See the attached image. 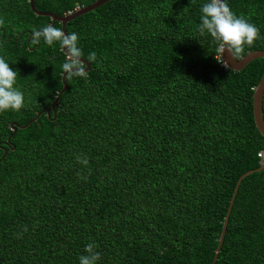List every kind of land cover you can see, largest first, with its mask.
<instances>
[{"label": "trees", "instance_id": "16d2710c", "mask_svg": "<svg viewBox=\"0 0 264 264\" xmlns=\"http://www.w3.org/2000/svg\"><path fill=\"white\" fill-rule=\"evenodd\" d=\"M93 1L33 5L62 16ZM207 2L108 0L66 22L97 60L87 79L64 76L51 109L66 56L30 43L50 18L0 0V57L25 102L0 113V264H79L89 243L98 264H212L235 182L264 151L251 111L264 62L216 61L198 32ZM226 3L260 31L244 54L264 50V0ZM213 264H264V169L240 180Z\"/></svg>", "mask_w": 264, "mask_h": 264}, {"label": "clouds", "instance_id": "9594fccd", "mask_svg": "<svg viewBox=\"0 0 264 264\" xmlns=\"http://www.w3.org/2000/svg\"><path fill=\"white\" fill-rule=\"evenodd\" d=\"M200 24L198 32L201 36L205 33L210 35L213 42L216 43L215 59L225 68H231L228 63L222 59V54L227 51L230 57L238 61L243 58L245 46L251 47L254 42L260 38V31L254 25L248 22L243 16H237L232 12L226 3V0H208L201 7ZM4 25V20L0 18V27ZM43 39L44 43L52 46L59 43L60 49L66 56V61L62 64V70L66 79L73 77L88 78L87 65L97 60V54L90 52L87 57V65L83 59V51L78 47V34L72 32L65 34L60 28L51 24L42 27L40 30L33 29L30 43L38 45ZM17 79V71L10 68L9 63L3 57H0V113L11 110L19 111L25 106L24 94L18 88L14 87ZM77 162L84 165L88 164L86 157H77ZM87 179V177H81ZM28 229L25 226L18 238ZM95 243H89L85 246L81 255L79 264H98L101 256Z\"/></svg>", "mask_w": 264, "mask_h": 264}, {"label": "water", "instance_id": "95a60500", "mask_svg": "<svg viewBox=\"0 0 264 264\" xmlns=\"http://www.w3.org/2000/svg\"><path fill=\"white\" fill-rule=\"evenodd\" d=\"M108 0H95L93 2H91L88 5L85 6H80L75 8L73 11L71 12H67L66 14L62 15V16H58L52 12H48V11H39L37 9H35L34 5H33V0H28V5L30 10L33 12L34 15H38V16H48L50 18V24L52 25L53 21H58L60 23V29L65 32L64 30V25L66 22H68L69 20L75 18L78 15L84 14L88 11H91L93 9H95L96 7L100 6L101 4L105 3ZM66 34V32H65ZM62 51V50H61ZM63 52V51H62ZM64 53V52H63ZM256 58H261L264 62V50H260V49H255V50H251L246 52L243 55V58L235 61L230 57V54L227 53V51H225L222 54V59H224L228 65L231 68H227L233 71H239L241 70L246 64H248L249 62H251L252 60L256 59ZM87 65V62L84 61ZM88 69V65L86 67L85 70ZM66 75V73L64 74L62 72L61 74V83H62V87L61 89L57 92L56 96L54 97V99L51 101L50 103V108L53 109V105L58 101V98L61 94V92L64 90L65 88V82H64V76ZM263 90H264V64H263V70L262 73L259 77V80L256 84V86L253 89L252 95H251V111H252V119H253V123L254 126L256 128V130L258 131V133L262 136V138L264 139V122L262 120L261 117V100H262V94H263ZM41 113H44L47 117L49 116V109L48 108H44L42 110H40L38 113H36L29 121H27L24 125H17L16 123L11 122L9 124L10 129L12 130V132L15 131L16 128H25L28 126V124L31 121H34L37 116ZM52 119V118H51ZM8 141V138H7ZM261 169H264V151L261 155V161L260 164L257 168L255 169H250L245 171L244 173H242L241 175H239V177L237 178L235 185L233 187V191L232 194L230 196V199L228 201V205H227V209L225 212V215L223 217V221L221 224V230L219 232V236L217 239V244L215 246L214 249V253H213V257H212V264L215 261L216 257H217V253L219 251L221 242H222V238L224 235V229L226 226V222H227V218L232 206V202L234 199V196L236 194L238 185L240 183V180L243 179L245 176H247L248 174L252 173V172H257L260 171Z\"/></svg>", "mask_w": 264, "mask_h": 264}]
</instances>
